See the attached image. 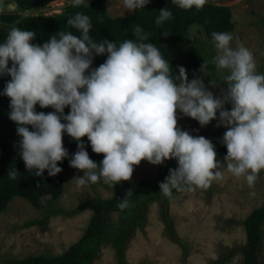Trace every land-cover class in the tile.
<instances>
[{
  "label": "clouds",
  "instance_id": "9594fccd",
  "mask_svg": "<svg viewBox=\"0 0 264 264\" xmlns=\"http://www.w3.org/2000/svg\"><path fill=\"white\" fill-rule=\"evenodd\" d=\"M207 2L171 0L181 9L197 11ZM70 3L76 8L87 6L88 0ZM121 3L124 11L135 12L150 0ZM171 18L172 12L162 8L155 23L159 26ZM66 23L78 35L58 31L37 44L32 42L34 31L12 27L0 42V77H10L0 95L9 98L8 118L16 125L18 155L29 173L40 177L46 170L54 177L62 171L58 162L69 157L63 146L67 134L77 148L68 159L69 166L83 172L73 178L77 187L102 180L113 188L128 181L142 160L161 165L169 159L177 166L169 168L158 185L167 198H173L174 191L207 189L223 178L225 168L254 187L264 170V73L257 71L249 48L233 47L232 33H211L215 49L211 64L224 85L220 95H214L203 80L208 76L206 63L200 66L201 75L194 74L192 79L184 66L177 65L174 73L138 24L134 39L117 44L94 39L91 19L83 12H75ZM101 55L106 56L103 63L92 67L94 57ZM209 85L215 87L217 82L211 79ZM37 105L53 111H37ZM178 112L201 127L215 120L217 127L226 129L220 140L226 147L223 161L216 158L210 139L178 126ZM85 136L92 152L103 154L99 164L90 158L81 140ZM17 174L15 167L7 172L10 180L17 179ZM129 206L127 196L118 205L120 209Z\"/></svg>",
  "mask_w": 264,
  "mask_h": 264
},
{
  "label": "rangeland",
  "instance_id": "374dc122",
  "mask_svg": "<svg viewBox=\"0 0 264 264\" xmlns=\"http://www.w3.org/2000/svg\"><path fill=\"white\" fill-rule=\"evenodd\" d=\"M153 0H150V3ZM208 2L228 6L234 24L233 47L242 44L253 53L257 71L264 68V0H208ZM70 3L69 0H53L38 12L44 15L59 14ZM107 14L111 18L127 17L132 14L124 11L121 0H104ZM19 12L16 0H3L0 14ZM38 12H22L23 16L36 15ZM188 33L197 40L199 47L215 54L211 39L205 36L202 27L191 25ZM217 82V80H214ZM214 95H220L219 83L215 87L205 82ZM226 104L225 108L230 109ZM178 126L193 136L210 138L223 135L226 129L217 127L216 121L201 127L192 118L177 113ZM161 165H152L142 160L134 166L130 181L134 184L142 179L154 177ZM64 179L61 195L50 202L66 211L72 210L79 202L96 198L106 200L120 189L118 184L110 187L99 181L95 184L77 187L73 178L83 172L74 168H63ZM252 192L254 195H249ZM47 198L45 197L42 202ZM164 204L172 230L179 243L172 241L166 234L161 218ZM264 205V170L258 176L253 188H249L243 177L236 178L225 168L223 178L214 180L207 189L179 192L164 203L159 197L150 203L142 229L136 228L125 248L126 264H214L228 255L229 250L246 244L243 221L254 209ZM43 211L29 202L14 197L0 213V260L2 258L22 259L42 255L53 257L67 250L83 234L91 216L86 209L71 217L51 216L46 226L20 227L24 222L38 220ZM118 213L111 215L110 225H117ZM259 264H264V222L261 225V241L257 249ZM242 253L237 251L224 264H242ZM92 264H117L115 252L109 245H102Z\"/></svg>",
  "mask_w": 264,
  "mask_h": 264
},
{
  "label": "trees",
  "instance_id": "16d2710c",
  "mask_svg": "<svg viewBox=\"0 0 264 264\" xmlns=\"http://www.w3.org/2000/svg\"><path fill=\"white\" fill-rule=\"evenodd\" d=\"M53 0H16L19 12L11 14H0V42L7 36L12 27L32 30L36 33L33 43L43 44L49 37L58 31H71L78 35L75 28L67 25V18L75 12H83L89 15L93 28L90 35L96 39L113 40L117 44L125 39H134L133 29L138 24L147 33L149 42L154 43L161 49L162 54L169 60L173 72H176L177 65L184 66L189 79L193 75H201L199 69L202 63L207 64L206 75L203 80L209 82L217 80L220 88L223 81L211 64L212 52H207L199 47L198 42L188 33L191 25L202 27L207 38L211 39L213 31L230 32L234 28L231 21V12L228 6L217 5L207 2L202 9L195 8L184 10L171 3V0H153L143 9H137L127 17L111 18L108 16L104 0H88V5L72 7L71 3L66 5L62 12L53 15H44L38 12L45 8ZM70 1V0H69ZM167 8L172 12V18L157 26L155 20L160 9ZM22 12H38L36 15L23 16ZM106 56L94 57L92 67L103 63ZM259 73H264L260 67ZM10 77H0V91ZM9 98L0 95V213L6 208L14 197H20L29 202L33 207L41 209L43 216L38 220L24 222L20 227L34 225L46 226L51 216L62 215L71 217L88 209L91 211L88 224L82 236L74 242L67 250L57 256L46 257L42 255L28 256L22 259L2 258L0 264H92L102 245H109L113 248L117 264H126L125 248L127 241L133 236L136 228L142 229L146 219V212L150 203L159 197L164 203L170 198L164 197L159 192V183L168 175L169 168H175L176 161L172 160L167 165L157 169L151 179H142L137 183L122 181L117 193L106 200L90 198L79 202L72 210L66 211L57 206L50 207V202L55 201L62 193L64 179L62 171L54 177H49L47 171L43 176L37 177L25 169V165L18 155L16 125L8 118ZM65 108V114L68 112ZM37 111L45 113L53 109H40ZM221 135L216 134L208 138L215 145L217 159L223 161L226 155V147L220 142ZM85 148L91 159L98 164L103 159V154L93 153L87 137H82ZM63 146L68 150L69 157L61 162L59 166L72 168L68 159L77 150L76 142L67 134L63 136ZM16 168L17 179L10 180L7 176L8 170ZM179 192L173 193V197ZM127 196L130 206L124 209L118 207L121 199ZM47 198L44 202L42 200ZM118 213L117 225H110L111 215ZM161 218L165 225L166 234L177 244L178 238L174 234L170 220L166 213L164 204L161 206ZM264 222V205L254 209L243 221L246 236V244L239 250H229L228 255L216 261L214 264H224L229 261L235 252L242 253V264H259L257 249L261 241V225Z\"/></svg>",
  "mask_w": 264,
  "mask_h": 264
}]
</instances>
